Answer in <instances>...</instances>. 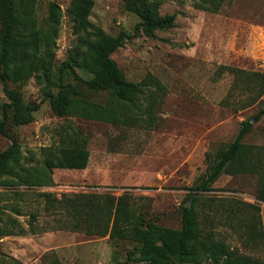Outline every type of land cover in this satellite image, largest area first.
<instances>
[{"label":"rangeland","instance_id":"obj_1","mask_svg":"<svg viewBox=\"0 0 264 264\" xmlns=\"http://www.w3.org/2000/svg\"><path fill=\"white\" fill-rule=\"evenodd\" d=\"M70 1L38 0L39 21L47 15L49 2L63 13L49 76L53 93L59 69L68 62L84 80L106 75L90 56L77 54L78 34L67 13ZM156 1L161 15H176L174 27L157 31L155 38L132 37L111 55L125 80L145 83L144 96L160 86L152 124L59 118L49 101L42 100V85L34 78L22 84L7 82L8 88L21 92L25 103L39 107L27 125L15 127L7 122V137L0 134V153L15 141L24 168L41 166L43 150L59 147L62 131L78 129L87 140L89 160L84 170H53L49 187L19 183L16 176H27L26 169L0 179V264L130 263V241L66 229L60 213L45 206L43 192L57 199L80 193L124 197L135 218L173 229L181 227V208L190 199L192 205V196L198 195L195 208L203 213L204 232L212 231L231 249L264 264V239L255 248H245L239 234L225 222L228 209L251 204L259 208L257 219L264 235V203L256 199L257 177L223 171L207 192L193 190L233 141L242 122L252 124L243 143L264 147V96L241 109L243 97L232 90L234 75L229 71L264 73V0H224L216 12L198 8L199 0ZM93 3L89 16L93 28L112 37L120 31L133 35L140 19L125 10L122 0ZM63 78L75 83L69 70ZM3 89L0 80V121L7 102ZM88 99L105 104L107 95L91 94ZM260 111L263 115L255 121L253 116ZM241 218L251 217L244 212Z\"/></svg>","mask_w":264,"mask_h":264},{"label":"trees","instance_id":"obj_2","mask_svg":"<svg viewBox=\"0 0 264 264\" xmlns=\"http://www.w3.org/2000/svg\"><path fill=\"white\" fill-rule=\"evenodd\" d=\"M197 7L216 12L224 0H199ZM126 11L135 14L140 21L135 25L133 35L120 31L112 37L100 28H93L89 16L93 0H71L67 9L74 30L78 34L77 54L90 56L106 72L104 77L84 80L79 77L73 65L68 62L59 69L57 91L49 88L50 70L55 57L56 41L63 16L60 6L53 2L47 5V15L38 20V0H0V80L7 102L2 108L0 134L7 137V122L15 127L33 121L32 113L38 104L23 101L18 89H10L7 82L22 84L34 78L42 85V100H48L53 114L59 118L76 117L87 121L121 124L126 126L153 123L157 94L144 96L145 83L125 80L112 60L111 55L126 40L144 35L155 38L157 31L174 27L175 14L161 15L156 0H122ZM69 70L74 84L64 82V72ZM234 79L232 90L242 95L241 109L255 105L264 96V73L229 68ZM105 93V104L88 99L91 94ZM263 111L253 116L259 121ZM249 120L241 123L232 142L221 151L210 167L205 179L193 188L195 192H207L210 185L223 171L234 174H252L258 179L256 199L264 203V147L243 143L251 132ZM59 147L43 150L41 166L24 168L21 164L20 148L15 141L0 153V179L17 175L16 171L26 169L27 176H16L19 183L34 187L52 185L53 170H84L89 160L87 140L77 130H66L60 134ZM30 174V175H29ZM40 197L45 206L59 212L62 225L73 232L87 235L111 237L123 236L133 244L128 252L129 264H263L231 249L212 231L204 232L200 223L203 213L195 208L199 196H192L190 208H181V227L166 228L144 222L134 217L125 203V198L108 194H71L60 199L43 192ZM213 205V204H212ZM239 209H228L226 225L239 234L245 248H255L263 242L264 235L257 219L259 208L242 203ZM248 218H241L242 213ZM71 227V228H70ZM123 228V230H121ZM121 231L123 234L120 235ZM17 264V261H14ZM52 264H60L55 260Z\"/></svg>","mask_w":264,"mask_h":264},{"label":"water","instance_id":"obj_3","mask_svg":"<svg viewBox=\"0 0 264 264\" xmlns=\"http://www.w3.org/2000/svg\"><path fill=\"white\" fill-rule=\"evenodd\" d=\"M191 199L188 201V203H187V205H186V208H190V206H191Z\"/></svg>","mask_w":264,"mask_h":264}]
</instances>
